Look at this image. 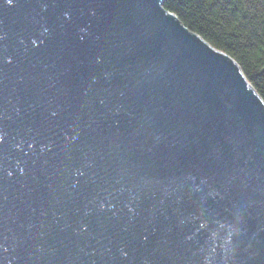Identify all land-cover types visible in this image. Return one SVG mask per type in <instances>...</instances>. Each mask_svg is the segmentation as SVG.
<instances>
[{
	"label": "water",
	"instance_id": "obj_1",
	"mask_svg": "<svg viewBox=\"0 0 264 264\" xmlns=\"http://www.w3.org/2000/svg\"><path fill=\"white\" fill-rule=\"evenodd\" d=\"M162 0H0V264H264V102Z\"/></svg>",
	"mask_w": 264,
	"mask_h": 264
},
{
	"label": "trees",
	"instance_id": "obj_2",
	"mask_svg": "<svg viewBox=\"0 0 264 264\" xmlns=\"http://www.w3.org/2000/svg\"><path fill=\"white\" fill-rule=\"evenodd\" d=\"M163 6L231 57L264 102V0H164Z\"/></svg>",
	"mask_w": 264,
	"mask_h": 264
},
{
	"label": "rangeland",
	"instance_id": "obj_3",
	"mask_svg": "<svg viewBox=\"0 0 264 264\" xmlns=\"http://www.w3.org/2000/svg\"><path fill=\"white\" fill-rule=\"evenodd\" d=\"M163 2H164V0H162ZM163 6V5H162ZM163 8H164V6H163ZM165 9V8H164ZM166 10V9H165ZM167 11V10H166ZM167 12H169V11H167ZM169 13H171V12H169ZM173 14V13H172ZM175 15V14H174ZM176 16V15H175ZM177 17V16H176ZM178 18V17H177ZM179 19V18H178ZM180 21V20H179ZM181 22V21H180ZM181 24L184 26V27H186L182 22H181ZM187 28V27H186ZM188 29V28H187ZM189 30V29H188ZM195 34V33H194ZM197 35V34H196ZM200 38H202L200 35H198ZM202 40L204 41V42H206L203 38H202ZM207 43V42H206ZM208 44V43H207ZM210 45V44H209ZM211 46V45H210ZM212 47V46H211ZM213 49H215L216 51H219V52H221V53H224V52H222V51H220V50H218V49H216V48H214V47H212ZM224 54H226V53H224ZM247 80V79H246ZM249 83V82H248ZM250 84V83H249Z\"/></svg>",
	"mask_w": 264,
	"mask_h": 264
}]
</instances>
